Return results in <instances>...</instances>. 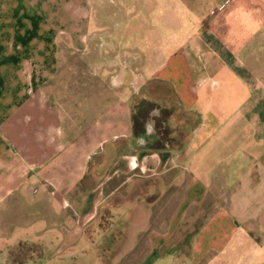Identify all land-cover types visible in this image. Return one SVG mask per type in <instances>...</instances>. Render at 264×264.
Returning a JSON list of instances; mask_svg holds the SVG:
<instances>
[{"label": "crops", "instance_id": "crops-1", "mask_svg": "<svg viewBox=\"0 0 264 264\" xmlns=\"http://www.w3.org/2000/svg\"><path fill=\"white\" fill-rule=\"evenodd\" d=\"M199 2L172 0L145 35L126 21L144 57L126 73L85 55L101 37L91 0H0V264L21 242L88 249L100 203L144 180L184 184L178 210L214 194L194 261L250 247L251 232L264 260V0ZM149 206L120 215L129 247Z\"/></svg>", "mask_w": 264, "mask_h": 264}, {"label": "rangeland", "instance_id": "rangeland-1", "mask_svg": "<svg viewBox=\"0 0 264 264\" xmlns=\"http://www.w3.org/2000/svg\"><path fill=\"white\" fill-rule=\"evenodd\" d=\"M189 2L196 8L202 3L199 0ZM91 3L92 19L97 25L94 23L90 32L101 37L91 38L89 44L92 47L85 55L95 58L100 65L125 69L126 73L139 70L143 53L128 41H123L128 33L124 23L139 20L137 25L130 26V32L145 35L150 31L151 22L171 19L172 10L169 8L173 7L172 0L155 1L158 9L153 12L160 15L159 20L152 16L153 0H91ZM174 13L175 18H184L179 3L175 4ZM175 29L181 30L183 26L177 25ZM144 107L145 110L149 108ZM144 182L142 185L128 186L122 193L116 191L100 203L96 217L85 233L89 238L88 249H49L36 242H21L8 249L9 264H42L50 260H63L65 264H253L254 257L260 258L261 264L264 263L261 257L263 251L253 249V239L259 238L252 232L250 235L243 233L240 238L246 241L248 237L250 247L245 246L233 253L231 250L225 251L217 262L214 253L201 261H194L191 255L192 237L212 210L214 194H209L202 202L194 203L187 209L178 210L184 184L145 187L147 184ZM141 194L143 199H140ZM145 204L152 208L148 229L139 235L136 247H129L135 235L130 232L131 228L127 232L128 226L121 224L123 220L120 215L123 217L124 211L131 208L129 217L137 220L138 206Z\"/></svg>", "mask_w": 264, "mask_h": 264}]
</instances>
